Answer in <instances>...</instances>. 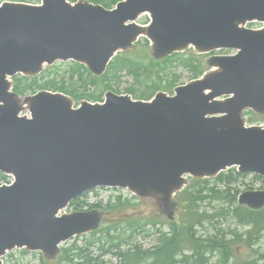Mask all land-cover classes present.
Instances as JSON below:
<instances>
[{
	"label": "water",
	"instance_id": "water-1",
	"mask_svg": "<svg viewBox=\"0 0 264 264\" xmlns=\"http://www.w3.org/2000/svg\"><path fill=\"white\" fill-rule=\"evenodd\" d=\"M42 3L0 6V170L16 177L0 187V257L27 246L54 259L62 241L98 228L97 213L56 216L96 186L127 187L172 214L184 175L215 177L235 165L264 176V125L246 127L241 116L248 107L264 113V28L245 27L264 22V0H123L114 10L87 0ZM144 13L149 25L136 22ZM141 36L156 59L191 45L238 53L212 57L203 77L151 102L110 91L106 103L74 109L69 96L45 90L25 107L10 91L11 76L39 74L56 60L102 74ZM26 108L32 118L19 116ZM239 203L263 208L264 190L242 193Z\"/></svg>",
	"mask_w": 264,
	"mask_h": 264
},
{
	"label": "trees",
	"instance_id": "trees-1",
	"mask_svg": "<svg viewBox=\"0 0 264 264\" xmlns=\"http://www.w3.org/2000/svg\"><path fill=\"white\" fill-rule=\"evenodd\" d=\"M93 1L102 3L110 8L118 0ZM179 60L190 70L193 76L192 78L199 77L205 70L202 60L193 54L188 56L176 53L163 62H154L149 58V63L130 57L128 54H120L111 62L103 77H94L84 66L73 63L70 69L65 70L63 74H60L58 71L51 73V71L47 70V72H44L39 77H18L15 79L14 90L20 95H25L27 93H34L38 89H51L70 93L76 99L86 96L89 99L97 100L101 97L100 94L97 95L95 92L87 93L84 91L89 90V87L92 85L96 86L101 81V83H104L103 88L111 87L108 83L110 79L118 77L120 74L128 73L136 79L142 75L151 76L147 82V86L142 88L138 93L135 91L132 92L129 89L131 93H135L134 95L137 98L149 99L158 89L170 90L176 85V76L170 77L172 80L167 82L162 76V69L167 68L169 62L173 63ZM80 89L84 91L81 92L79 91ZM103 90L100 92H103ZM247 177V174L230 169L227 172L221 173L215 179L194 180L181 194L182 205L184 207L183 212L185 213L186 231L182 229V234L175 232L171 235L162 233L159 237L162 244L155 251L147 250V258H152L155 261H164V258L167 256L165 253L166 250V252L170 253L173 263L178 248L184 251L183 249L187 244L192 245L194 250V252L192 250L193 254H189L187 257V264L190 262L196 263L195 257L200 259L201 264H206V250L213 251V249H219L223 253L225 260L229 258L230 252L228 247L223 248L227 246L224 241L227 233L223 228L218 226V222L213 216H209L206 210L202 212L198 206L199 201L206 203L210 201V197H218L220 199L219 206H221V211L230 212L240 223L251 225L258 231L264 230V209L253 211L236 204L238 194L242 190L241 187L246 185L245 179ZM252 177L254 180H261L264 187V177L257 175ZM85 203H78V206L82 207ZM206 224L209 227L213 226V228L206 229L208 233L206 235H198L196 226L205 228ZM106 237L109 238L108 241L101 239ZM115 238H118L116 228L113 231H104L99 235L92 233L83 245L79 246L75 243L71 247L65 248L62 260L68 264H107L103 257L105 254L111 251L113 255H117L118 248L115 244ZM106 243L109 245L107 249L104 247ZM109 264L116 263L111 262Z\"/></svg>",
	"mask_w": 264,
	"mask_h": 264
},
{
	"label": "rangeland",
	"instance_id": "rangeland-1",
	"mask_svg": "<svg viewBox=\"0 0 264 264\" xmlns=\"http://www.w3.org/2000/svg\"><path fill=\"white\" fill-rule=\"evenodd\" d=\"M6 1V0H0V2ZM8 1H22V0H8ZM26 2L30 3H36L37 0H24ZM149 21V18L144 15L139 19V23L145 24ZM254 28H258L261 26V23L256 22L254 25H252ZM188 51L192 52V49H189ZM194 53V52H193ZM224 51H216L214 54H224ZM134 58L143 60L147 62V59L143 56L144 54H147L150 56V48L149 44L146 43L145 39H142L141 44H137L135 50L131 52ZM195 54V53H194ZM197 55V54H195ZM211 54H203L199 57L202 59V61L205 63V68L208 69V65L206 64V61L211 57ZM71 62V61H70ZM68 62H57L56 64V70H59L60 74H63L65 70H69L70 66L67 64ZM47 66L46 68H48ZM162 76L165 78L167 82L171 81L172 79L170 77H175L177 79L176 85L179 84H185L189 82L192 78V73L190 70L183 65V63L179 61H174L173 63H168V67L165 69H162ZM151 76L142 75L139 76L138 79H136L134 76L123 73L120 74L118 77H114L113 79H110L108 83L111 85V88H107V90H112L116 93L122 94V93H129V89L133 92L135 91L138 93L142 88H145L147 86V82ZM156 78V77H155ZM103 84L104 83H98L96 86L92 85L89 87V90L84 91L80 89L79 91H84L87 93H100L101 90H103ZM106 90V91H107ZM169 94H172V91H168ZM174 93V89H173ZM135 94V93H134ZM104 98V95H103ZM79 102H76L78 104ZM243 117L247 124H259L264 123V114H256L253 111H246L243 113ZM251 120L254 121V123L251 122ZM246 185H243L241 188H252V189H259L260 186H263V183L259 180L252 179L251 176L245 179ZM106 197H103L104 202L106 200H112L114 201L116 199L117 193H105ZM112 196L111 198H109ZM122 200L124 202L128 201L129 204H123V206L116 207L109 212L108 217L109 218H115L116 222H120L123 220V216L126 212L128 213H135V214H145L150 217H157V214L155 212V209L157 207V204L154 200L151 198H140L135 197L131 194L123 195ZM100 198H95L89 196V200L91 202H95ZM220 199L218 197H210V201L204 203L202 201L198 202V206L201 208L202 212L204 210L207 211V214L209 216H213L215 220L218 222V226L223 228L225 232L227 233L226 238L224 241L226 242L227 246L223 247L230 250L229 258L226 260L223 258V256L218 253V251L208 254H205L208 256L206 264H264V230L258 231L255 230L251 225L240 223L233 215L228 211H221V206H219ZM128 213V214H129ZM161 219L164 221L165 218L161 217ZM163 229H167L166 226L162 227ZM213 226H208L206 224L205 228H202L201 226H196V230H199V235H206L208 234L206 229H211ZM127 235V234H123ZM150 237H155V235H151ZM138 238V236L136 237ZM115 242L118 241L117 238L114 239ZM75 241V238L70 241L72 243ZM78 244L84 242L83 238H80L76 240ZM153 241H147L145 240L144 246L145 248L150 249V247H156L161 245L162 243H152ZM152 243V244H151ZM149 246V247H148ZM193 250V246L187 244L185 245V252L187 254H191ZM194 252V250H193ZM11 254V253H10ZM108 258L111 257V254L106 255ZM151 261H155L154 259H150ZM5 264H41L43 261L39 254H33V253H22L21 251H15L12 256H6L4 259ZM50 264H55L54 262L49 261ZM196 264H201L200 259L196 257Z\"/></svg>",
	"mask_w": 264,
	"mask_h": 264
},
{
	"label": "flooded vegetation",
	"instance_id": "flooded-vegetation-1",
	"mask_svg": "<svg viewBox=\"0 0 264 264\" xmlns=\"http://www.w3.org/2000/svg\"><path fill=\"white\" fill-rule=\"evenodd\" d=\"M128 217L131 218L130 216ZM139 239L140 238H136L132 236V237H125L119 240V253H118V258H117V264H146L145 260H143L141 263H138V261L134 260V251L132 250H135V249L138 250L140 248ZM156 249L157 248L153 246V247H150L149 250L155 251ZM129 252H133V253L129 254ZM167 256L164 258V260L168 258ZM165 264H170V261H168Z\"/></svg>",
	"mask_w": 264,
	"mask_h": 264
},
{
	"label": "bare ground",
	"instance_id": "bare-ground-1",
	"mask_svg": "<svg viewBox=\"0 0 264 264\" xmlns=\"http://www.w3.org/2000/svg\"><path fill=\"white\" fill-rule=\"evenodd\" d=\"M88 253V252H87Z\"/></svg>",
	"mask_w": 264,
	"mask_h": 264
}]
</instances>
